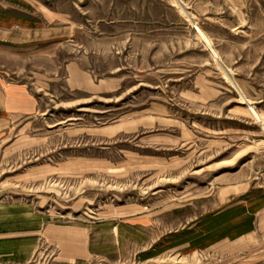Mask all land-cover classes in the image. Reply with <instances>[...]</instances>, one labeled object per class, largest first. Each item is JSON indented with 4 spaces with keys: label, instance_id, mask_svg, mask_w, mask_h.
<instances>
[{
    "label": "rangeland",
    "instance_id": "374dc122",
    "mask_svg": "<svg viewBox=\"0 0 264 264\" xmlns=\"http://www.w3.org/2000/svg\"><path fill=\"white\" fill-rule=\"evenodd\" d=\"M168 1L179 10L178 1L185 2L159 0L164 5ZM242 2L251 10L241 15L246 23L235 33L253 46L257 62L252 79L264 87V0ZM95 4L94 9L87 6L90 12L80 14L79 21L96 27L90 31L95 40L91 47L99 54L86 64L95 74L98 92L71 93L63 88V81L51 84L47 95L38 92L48 104L43 105L47 112L28 134L45 140L13 164L65 163L63 172L23 181L30 188L28 194L48 198L43 209L49 211L51 221L72 223L77 217L79 223L97 229L95 264H197L215 253H178V248L165 249V243L216 211L221 188L264 172L263 132L240 107L228 112L236 100L243 102L235 79H194L198 89H205V81L212 82L208 92L198 93L192 78L179 76L186 63L123 60L122 22L169 23L175 14H137L138 0H128L127 13L125 0ZM146 4H153L152 0ZM193 31H197L194 26ZM68 45L60 54L66 60L73 56ZM29 65L47 67L42 59ZM187 89L192 92L186 93ZM46 152L50 156L42 157ZM34 205H38L36 197ZM120 206L131 207L134 218L142 219L120 223L115 232L117 220L98 219H107L104 211Z\"/></svg>",
    "mask_w": 264,
    "mask_h": 264
},
{
    "label": "crops",
    "instance_id": "0c3cea01",
    "mask_svg": "<svg viewBox=\"0 0 264 264\" xmlns=\"http://www.w3.org/2000/svg\"><path fill=\"white\" fill-rule=\"evenodd\" d=\"M98 1L0 0V177L10 175L8 180H0V264L97 263L98 244L94 240L97 229L79 223L77 217L72 223L51 221L49 211L43 209L48 198L28 194L30 188L23 181L63 172L65 163L51 167L15 166L13 162L45 140L28 134L47 112L43 105L48 104L38 92L47 95L50 85L60 81L71 93L98 92L95 74L86 64L95 61L93 56L99 54L91 47L95 40L90 31L96 27L79 21L80 14L90 12L87 6ZM184 1V4L178 1L179 10L169 1L164 5L159 0H152L153 4L138 0L137 14H175L176 18L169 23L140 19L122 22L123 60L186 63L179 76L192 78V88L198 93L208 92L207 86L212 82L205 81V89H198L194 79H235L243 102L236 100L228 112L240 107L264 136V105H261L264 87L252 79L257 58L251 53L255 52L253 46L242 42L235 33L237 27L246 23L241 21V15H247L251 9L242 0ZM127 4L125 0V13L131 11ZM182 14L188 16L182 17ZM193 26L197 28L196 33ZM67 44L73 47V56L68 60L60 55ZM38 59L47 63V67L37 69L29 65ZM195 61L201 64L194 65ZM32 84L36 90L31 89ZM190 92L192 89L186 90ZM41 156L48 158L50 153ZM3 165H9L10 169L3 170ZM17 189L26 193L15 192ZM217 195L218 209L201 217L183 235H175L165 243V249L178 248V253L186 254L194 251L204 254L202 251L209 250L215 253L206 257L210 260L264 258V172L256 173L249 181L227 185ZM104 213L107 219L98 220H117L115 232L120 223L142 219L134 218L135 213L129 206L112 207Z\"/></svg>",
    "mask_w": 264,
    "mask_h": 264
},
{
    "label": "built area",
    "instance_id": "2783aa9c",
    "mask_svg": "<svg viewBox=\"0 0 264 264\" xmlns=\"http://www.w3.org/2000/svg\"><path fill=\"white\" fill-rule=\"evenodd\" d=\"M201 264H264V258L250 260V259H241V260H223V259H202Z\"/></svg>",
    "mask_w": 264,
    "mask_h": 264
},
{
    "label": "bare ground",
    "instance_id": "6f19581e",
    "mask_svg": "<svg viewBox=\"0 0 264 264\" xmlns=\"http://www.w3.org/2000/svg\"><path fill=\"white\" fill-rule=\"evenodd\" d=\"M228 79H230V77H228Z\"/></svg>",
    "mask_w": 264,
    "mask_h": 264
}]
</instances>
